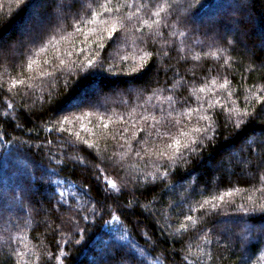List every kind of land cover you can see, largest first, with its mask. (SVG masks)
Here are the masks:
<instances>
[{
	"label": "trees",
	"instance_id": "1",
	"mask_svg": "<svg viewBox=\"0 0 264 264\" xmlns=\"http://www.w3.org/2000/svg\"><path fill=\"white\" fill-rule=\"evenodd\" d=\"M41 3L0 0V37ZM83 3L0 60V264L110 245L132 264H264V0ZM237 11L241 43L202 27Z\"/></svg>",
	"mask_w": 264,
	"mask_h": 264
},
{
	"label": "snow or ice",
	"instance_id": "2",
	"mask_svg": "<svg viewBox=\"0 0 264 264\" xmlns=\"http://www.w3.org/2000/svg\"><path fill=\"white\" fill-rule=\"evenodd\" d=\"M106 4L107 0L106 3L101 4L100 7L104 8L105 12L111 13L113 9L107 7ZM80 9H84V11L87 12L90 9V5L88 8H85L83 0H42L41 5L36 9L29 21V25L22 39L17 40L14 44L12 40L0 37V60L8 58L9 55L13 54L19 48H28L29 45L42 42L50 31L62 27L63 23L68 19V13L75 10L78 16ZM93 22H95V20H93ZM179 22L187 27L188 21L186 18L181 17ZM227 25H232L235 28L233 38L237 43H241L246 36L245 28L247 25V20L242 11H237L231 16H219L215 19H210L202 24V27L209 33H217L227 42V37L222 32L223 28ZM112 31L115 32V28H113ZM192 31L194 32L195 29ZM109 35L111 37L112 33H109ZM89 63H91V61H89ZM65 120H67V117H65ZM148 134L152 135L151 132ZM78 135L77 133V136ZM156 135L160 136L161 134L157 132ZM113 139H115V137H113ZM85 143H87V141H85ZM176 143L179 144V141H176ZM91 147L92 146L89 145V148ZM83 219L87 220L88 217L84 216ZM96 256L98 259L94 261V264H132L133 260L131 255L123 252L114 245L106 246L102 251L96 253Z\"/></svg>",
	"mask_w": 264,
	"mask_h": 264
},
{
	"label": "rangeland",
	"instance_id": "3",
	"mask_svg": "<svg viewBox=\"0 0 264 264\" xmlns=\"http://www.w3.org/2000/svg\"><path fill=\"white\" fill-rule=\"evenodd\" d=\"M33 15H34V14H31V15H30L29 20H28L27 23H26L27 25H29V21L31 20V18H32ZM25 31H26V30H25ZM25 31H23V33H25ZM96 93H97V92H96Z\"/></svg>",
	"mask_w": 264,
	"mask_h": 264
}]
</instances>
